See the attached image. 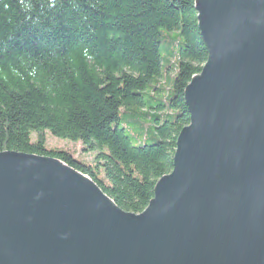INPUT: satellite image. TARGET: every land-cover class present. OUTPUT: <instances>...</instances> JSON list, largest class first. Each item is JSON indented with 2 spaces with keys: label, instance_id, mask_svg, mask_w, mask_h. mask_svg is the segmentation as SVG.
<instances>
[{
  "label": "water",
  "instance_id": "95a60500",
  "mask_svg": "<svg viewBox=\"0 0 264 264\" xmlns=\"http://www.w3.org/2000/svg\"><path fill=\"white\" fill-rule=\"evenodd\" d=\"M207 61L140 214L63 162L0 153V264H264V0H195Z\"/></svg>",
  "mask_w": 264,
  "mask_h": 264
},
{
  "label": "trees",
  "instance_id": "16d2710c",
  "mask_svg": "<svg viewBox=\"0 0 264 264\" xmlns=\"http://www.w3.org/2000/svg\"><path fill=\"white\" fill-rule=\"evenodd\" d=\"M194 2L0 0V153L56 158L121 210L142 213L173 170L190 123L184 92L208 57ZM163 51L176 55L174 68ZM171 71L172 95L163 99L159 82ZM130 129L145 144L133 146ZM45 131L97 152L94 165L47 151Z\"/></svg>",
  "mask_w": 264,
  "mask_h": 264
},
{
  "label": "rangeland",
  "instance_id": "374dc122",
  "mask_svg": "<svg viewBox=\"0 0 264 264\" xmlns=\"http://www.w3.org/2000/svg\"><path fill=\"white\" fill-rule=\"evenodd\" d=\"M163 35L169 41H172L176 37L175 35L167 36L165 33H163ZM170 49L174 50V46H173V48H172V46H170ZM162 53H163L164 60L165 61H169V66L171 68H174L176 66V64H177L176 55L175 54H173V55L167 54L165 51H163ZM175 78H176V71H171L169 73H166L164 75V78L159 82V84L164 89V92L162 93V96H161L163 99H168V97H170L172 95L173 84H174ZM143 124L145 126L148 125V123H146L145 120L143 121ZM128 134L130 136L132 135L134 138L136 137V140L133 138V141H132L133 146L139 147L140 145L145 144L146 139L144 140L143 143L142 142L140 143V140H138L139 136L136 135L137 133H136V131L134 129H130L128 131ZM44 135H45V141H46L45 147H46V149L48 151H52V150L53 151H64V152H67V153L71 154L72 157L77 162L82 163L84 165H88L89 166V164H90V165L93 166L94 161H95V157L97 155V152H84V145L82 144V142H80V141H76L75 142V141H71V140H67V139L57 138V137L53 136L49 131H45ZM35 136H37L35 133H33V135L31 136V139H32L33 142L35 141V139H37ZM173 161H174V158H173ZM97 171H98V169H97ZM167 175H164V176H167ZM85 176H87V175H85ZM164 176H162V177H164ZM87 177H89V176H87ZM100 177L104 178L102 173L100 174ZM91 180L93 181V179H91ZM158 181H157V183H158ZM93 182H95V181H93ZM97 186H98V184H97ZM132 214H134V213H132Z\"/></svg>",
  "mask_w": 264,
  "mask_h": 264
},
{
  "label": "bare ground",
  "instance_id": "6f19581e",
  "mask_svg": "<svg viewBox=\"0 0 264 264\" xmlns=\"http://www.w3.org/2000/svg\"><path fill=\"white\" fill-rule=\"evenodd\" d=\"M185 128V127H184ZM183 128V129H184ZM182 129V130H183ZM182 130L180 131V133L182 132ZM37 135V134H36ZM36 138H37V136H35ZM176 150V149H175ZM48 151V150H47ZM53 151V150H52ZM2 153H4V152H2ZM36 156H38V155H36ZM40 157H44V158H52V157H47V156H43V155H41ZM53 159H56V158H53ZM56 160H58V159H56ZM60 161V160H59ZM84 165V164H83ZM94 165V164H93ZM69 166V165H68ZM85 166H88V165H85ZM89 166H92V165H90L89 164ZM70 167V166H69ZM72 168V167H71ZM101 171V173L103 174V176H105V174H104V172L102 171V170H100ZM100 188V187H99ZM101 189V188H100ZM101 191L103 192V190L101 189ZM104 193V192H103ZM105 194V193H104ZM106 195V194H105ZM107 196V195H106ZM108 197V196H107ZM109 198V197H108ZM109 199H111V198H109ZM112 200V199H111ZM113 201V200H112ZM114 202V201H113ZM115 203V202H114ZM148 207V206H147Z\"/></svg>",
  "mask_w": 264,
  "mask_h": 264
}]
</instances>
